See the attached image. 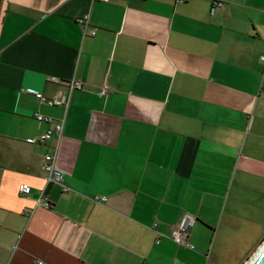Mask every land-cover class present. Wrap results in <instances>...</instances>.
<instances>
[{
	"label": "crops",
	"instance_id": "obj_1",
	"mask_svg": "<svg viewBox=\"0 0 264 264\" xmlns=\"http://www.w3.org/2000/svg\"><path fill=\"white\" fill-rule=\"evenodd\" d=\"M262 55L264 0H0V264H238L264 229ZM35 113L63 121L67 191Z\"/></svg>",
	"mask_w": 264,
	"mask_h": 264
},
{
	"label": "built area",
	"instance_id": "obj_2",
	"mask_svg": "<svg viewBox=\"0 0 264 264\" xmlns=\"http://www.w3.org/2000/svg\"><path fill=\"white\" fill-rule=\"evenodd\" d=\"M219 3L214 2L211 13H213V9L215 6H218ZM95 33V29L90 31V34L93 35ZM261 59L264 60V55L261 56ZM69 90L81 88V83L78 80H71L68 84ZM35 97L41 102H45L48 105H67L68 97L63 95L59 98L51 97L46 98L42 95L41 92L36 91L34 93ZM34 117L38 121H46L51 123V128L47 129L38 137H28L26 141L28 143H45L48 140H53L52 144V152L46 154L42 160L41 167L47 173L46 181L57 183L63 186V190L67 191L68 188L63 184L64 175L62 171H60L54 164L55 162V154L58 147V142L63 129V121H53L50 117H45L41 114L35 113ZM18 191L20 194L26 195L31 191V186L27 183H21L18 186ZM96 200H105V197H96ZM37 203L43 204L44 206H49V203L46 201L44 194L42 193L37 198ZM194 222V217L186 214L183 219L178 223L172 226L170 237L175 241V243L179 245L186 246L190 249H194V245L189 240V233L187 231L188 227ZM35 264H45L43 260L36 259Z\"/></svg>",
	"mask_w": 264,
	"mask_h": 264
},
{
	"label": "water",
	"instance_id": "obj_3",
	"mask_svg": "<svg viewBox=\"0 0 264 264\" xmlns=\"http://www.w3.org/2000/svg\"><path fill=\"white\" fill-rule=\"evenodd\" d=\"M240 264H264V246L258 251V247L252 250Z\"/></svg>",
	"mask_w": 264,
	"mask_h": 264
},
{
	"label": "rangeland",
	"instance_id": "obj_4",
	"mask_svg": "<svg viewBox=\"0 0 264 264\" xmlns=\"http://www.w3.org/2000/svg\"><path fill=\"white\" fill-rule=\"evenodd\" d=\"M252 212L250 213V215L252 216V221H255V219H258L259 217L262 218V216L259 215V213H257L255 211L254 208H251ZM242 225H245L246 222L245 221H242L241 223ZM240 226V225H239ZM264 237V229L263 231L260 233V237H258V239H256V241L254 242L253 246L250 248V249H247L245 255L242 257V259L239 261L238 264H240L244 259L245 257L252 251L253 247H255L258 242ZM264 245V239L261 241V243L259 244L258 248H262V246Z\"/></svg>",
	"mask_w": 264,
	"mask_h": 264
},
{
	"label": "bare ground",
	"instance_id": "obj_5",
	"mask_svg": "<svg viewBox=\"0 0 264 264\" xmlns=\"http://www.w3.org/2000/svg\"><path fill=\"white\" fill-rule=\"evenodd\" d=\"M263 246H264V245H263ZM263 246H262V248H263ZM262 248H260V249L258 248V251H260Z\"/></svg>",
	"mask_w": 264,
	"mask_h": 264
}]
</instances>
